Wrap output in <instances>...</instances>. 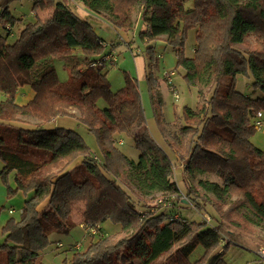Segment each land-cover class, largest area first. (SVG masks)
Wrapping results in <instances>:
<instances>
[{
	"label": "trees",
	"instance_id": "1",
	"mask_svg": "<svg viewBox=\"0 0 264 264\" xmlns=\"http://www.w3.org/2000/svg\"><path fill=\"white\" fill-rule=\"evenodd\" d=\"M15 1L22 0H0V179L6 185L13 173L8 197L21 192L25 200L19 219L1 228L0 264H35L59 243L52 235H68L80 225L98 232L84 234V250L68 245L62 264H134L135 247L144 250L138 264H238L239 248L252 252L242 244V230L248 224L264 229V148L251 141L256 115L264 112V0H73L117 33L133 28L137 13L146 26L142 41L163 40L172 48L174 71L184 72L200 101L183 109L179 130L159 124L164 148L150 135L137 80L126 74L123 87L110 90L103 60L109 52L88 19L62 1L29 0L34 20L26 22L13 16ZM188 30L195 34L191 57L184 56ZM246 38L254 39L253 50L234 47ZM146 55L151 69L153 46ZM238 76L251 81L248 94L236 90ZM147 80L155 103L160 97L151 70ZM211 83L215 88L206 98L202 90ZM20 87L33 91L25 104L16 102ZM19 117L40 124L24 127ZM82 132L95 138L98 157ZM126 140L137 160L121 149ZM175 164H183L182 198ZM203 175L218 181L198 179L200 195L190 179ZM158 194L169 206L151 213ZM188 205L202 222L182 217L179 209ZM205 215L210 231L202 227ZM198 246L203 253L193 260ZM227 252L234 261H226ZM253 253L257 260L243 264H262Z\"/></svg>",
	"mask_w": 264,
	"mask_h": 264
},
{
	"label": "rangeland",
	"instance_id": "2",
	"mask_svg": "<svg viewBox=\"0 0 264 264\" xmlns=\"http://www.w3.org/2000/svg\"><path fill=\"white\" fill-rule=\"evenodd\" d=\"M64 2L69 9L75 15L80 18L88 19L93 27L95 33L103 40H105V52H109L113 50L115 56L117 58V62L114 65H106L107 71V78L110 86V90L115 92L121 89L124 85V76L127 74L137 80L138 89L140 92V99L142 102V106L144 109V114L146 117V123L148 121L147 127L149 128L150 135L155 141H161V133L159 130V124L162 127L168 128L170 132H174L179 130V126L181 125V117L182 112L185 107L190 109H194L200 98L197 94V89L195 87L190 86L184 79V72L180 69L178 72L176 71L175 77L173 78V86H175L176 93L178 94L177 101L174 100L173 95L168 90L169 86L166 84L165 80L163 79V72L165 70H171L175 68L176 65V58L175 53L173 52L172 48L169 47L163 40H156L153 43L147 45L142 39L140 38L141 31L146 29L142 20L138 18V14L134 13V26L133 28L128 29V32L120 31V35L123 36V42L119 41V37L116 34H113V31H110L108 24L103 22L101 19L96 17L93 13L89 12L85 9L81 4L75 3L73 0H56ZM31 5L32 3L29 0H22V1H15L10 5V10L14 17L24 19L26 22H30L34 20L33 13L31 12ZM44 17V15H43ZM46 17V15H45ZM135 27V29H134ZM134 29L135 35L134 39L132 38V31ZM0 35L4 36V31L0 28ZM16 40L15 37H8L6 43L12 44ZM254 39L246 38L245 43L241 45H234V47L238 50L243 52H249L254 49ZM114 46L111 48V44ZM129 43V44H128ZM153 46L155 50V66L151 69H148V57L146 55V49L148 46ZM195 45V34L194 30H188L186 32V39H185V46H184V56L191 57L193 53V46ZM132 52V53H131ZM168 63H173V66L168 67ZM55 68L60 76L61 80L67 79L66 71L62 68V64L59 62H55ZM149 70L153 72L154 79L156 81V90L159 94V100L157 102H153V94L149 91V83L147 80V74ZM250 80L238 76L237 77V85L236 90L238 92L248 94L250 91L248 86L250 85ZM214 84L207 85L203 87V95L206 98H209L213 91H214ZM33 98V91L29 87H20L17 90V97L16 102L20 104H25ZM105 103L102 101L100 102V107H103ZM71 112V110H68ZM75 113V111H72ZM71 112V113H72ZM159 118V121L157 122ZM19 121H21V126H27L29 128H33L38 126L40 123L36 119H31L28 117H19ZM67 119V118H66ZM61 119V123H67L68 120ZM263 119V118H262ZM69 123V122H68ZM15 124H19L16 122ZM70 124H72L70 122ZM85 143L90 148V154H98V147L95 138L92 135L81 133ZM258 131L255 133V137L258 136ZM253 136V137H254ZM253 137L251 141L256 147H261L263 149L264 146L262 144H258L253 141ZM123 152L127 155L128 158L132 160L138 159V152L134 150L133 144L131 141L126 140L125 145L121 148ZM97 151V152H96ZM97 156V157H98ZM178 164L174 165V179L176 178V184L180 191V198L183 197V193L186 192L185 181L183 179V174L181 173L180 169L177 167ZM2 165L0 163V169ZM70 170V168H69ZM202 178L203 180L208 181H218L216 176L212 175H203V176H196L195 179H190V185H192L193 190L198 191L200 195H204V193L198 188L197 180ZM186 186H188L186 184ZM8 187L15 188L14 183V174H10L8 176L7 184L5 185L3 181L0 179V245L4 243V237L1 234V228L6 222L13 218L18 220L20 217L21 208L23 206L25 197L23 193L18 192L13 194L11 197H8ZM132 194V193H131ZM133 198L136 200V203L141 205L144 203L143 201L139 203L135 197V194H132ZM162 195L158 194L154 196L155 199H159ZM207 198L209 202L213 204L215 202L214 197L212 195L207 194ZM140 199V198H139ZM145 201H150L151 199L144 198ZM143 200V199H140ZM184 200V199H181ZM183 202V201H182ZM186 202V201H185ZM154 203V202H153ZM152 203V204H153ZM151 204V202H150ZM183 204V203H182ZM142 206V205H141ZM12 211V214L9 213ZM180 214L182 217L187 219L188 221H195V222H202L201 215L195 211V209L188 205V209H179ZM212 224V222H211ZM104 227H109L107 224H103ZM203 229L210 231L211 226L204 225L202 226ZM245 230H242L243 235V246L245 249L251 250L244 251L243 249H238L241 251L242 256H237L236 260L238 264H243L246 260H257L253 252H257L259 247L264 246V229L260 226H255L248 224L245 226ZM111 229V227H109ZM123 237V235H121ZM52 238L58 239L59 243L63 245L62 248H58V244H53L45 249L37 259L35 264H62L65 253L63 252L64 249L68 245H76L81 246V250H84L89 240L88 238L84 237L83 231L79 227H75L68 235L63 236H55L52 235ZM226 241V240H224ZM223 241V242H224ZM222 244V242H221ZM203 247L198 246L195 252L192 254V259L195 260L198 256L203 253ZM144 253V250H141L137 247L131 250V260L132 263L138 264L141 262L140 257ZM68 255V254H67ZM226 261H234L233 257L230 253H226L225 255ZM251 264V263H249Z\"/></svg>",
	"mask_w": 264,
	"mask_h": 264
},
{
	"label": "built area",
	"instance_id": "3",
	"mask_svg": "<svg viewBox=\"0 0 264 264\" xmlns=\"http://www.w3.org/2000/svg\"><path fill=\"white\" fill-rule=\"evenodd\" d=\"M103 60H104L106 65H114L117 62V58H116L113 50H110L109 53L103 58ZM97 65L102 66L103 63H99ZM175 74H176V72L174 71V69L165 70L163 72V79L165 80L166 84L169 86L170 92L173 95L174 100L177 101L178 94L176 93V90L173 87V78L175 77ZM254 126H255L256 131H260L262 129V126H263L262 113L259 112L256 115ZM94 159L97 160L95 157H94ZM180 167L183 170V164H180ZM154 204H155V208L150 209L151 213H155L157 208H166L169 206L168 202L166 200H164L163 198L156 199ZM9 213H12V211H9ZM204 218H205L206 223L210 224V222H211L210 217L205 215ZM174 219H178V216L174 215L172 220H174ZM80 228L82 229V231L84 232L85 235H96L98 232L97 227H93V226L80 225ZM80 246H81V244H80ZM80 246L75 245L76 248H79ZM256 254H257L260 262L262 264H264V247H259Z\"/></svg>",
	"mask_w": 264,
	"mask_h": 264
},
{
	"label": "crops",
	"instance_id": "4",
	"mask_svg": "<svg viewBox=\"0 0 264 264\" xmlns=\"http://www.w3.org/2000/svg\"><path fill=\"white\" fill-rule=\"evenodd\" d=\"M76 3V2H75ZM134 29H135V27H134ZM134 29H133V31H132V38L134 39V35H135V32H134ZM110 31H113L112 33L113 34H117L118 35V37H119V41L121 42V43H124L123 42V36H121L120 35V31L117 33V32H115L114 30H112V29H110ZM125 44V43H124ZM129 44V43H128ZM112 46H114V44L112 43L111 44ZM126 45V44H125ZM112 48V47H111ZM132 53V52H131ZM174 64L173 63H168V67L170 66H173ZM174 87V89H175V86H173ZM169 91H170V88L168 89ZM262 120H263V126H262V129L260 130V131H258V136L257 137H253V141H255L256 143H258V144H262V146H264V112H262ZM147 125H148V121H147ZM149 129V128H148ZM150 132V131H149ZM160 145H161V147L162 148H164V142L162 141V139H161V141H157ZM166 148V147H165ZM259 148H261V147H259ZM264 148V147H263ZM168 153V152H167ZM169 155L173 158V156H172V154L169 152ZM179 169H180V171H181V173L183 174V170L181 169V167H180V165L178 164V166H177ZM175 182H176V178H175ZM80 228V227H79ZM81 229V228H80ZM82 230V229H81ZM86 238V237H85Z\"/></svg>",
	"mask_w": 264,
	"mask_h": 264
},
{
	"label": "water",
	"instance_id": "5",
	"mask_svg": "<svg viewBox=\"0 0 264 264\" xmlns=\"http://www.w3.org/2000/svg\"><path fill=\"white\" fill-rule=\"evenodd\" d=\"M185 202V201H184Z\"/></svg>",
	"mask_w": 264,
	"mask_h": 264
}]
</instances>
